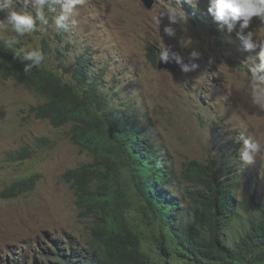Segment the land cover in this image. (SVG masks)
I'll return each instance as SVG.
<instances>
[{"label": "rangeland", "instance_id": "1", "mask_svg": "<svg viewBox=\"0 0 264 264\" xmlns=\"http://www.w3.org/2000/svg\"><path fill=\"white\" fill-rule=\"evenodd\" d=\"M153 1L148 10L142 0H85L75 10L76 26L67 30H57L52 23L59 10H46L49 25H38L34 32L18 37L19 44L27 50H42L44 39L48 61L57 70L61 61L74 62L77 56L85 58L87 54L92 73L105 74V87L118 91L135 115L151 128L155 139L167 148L176 171L194 160L220 163L225 158L242 163L238 154L231 156L226 150L227 144L235 142L238 151L241 144L236 137L240 132L264 145V109L251 103L246 88L244 63L256 53L242 50L235 30L228 33L220 28L207 13L208 0H198L204 8L195 9L181 0L179 7L187 15V23L172 25L176 35L165 36L167 19L159 29L152 19L163 5L161 0ZM172 3L175 6L176 0ZM15 8L35 14L26 0H15ZM196 14L206 15L210 22L205 17L194 25ZM4 15L0 13V19ZM211 28L216 29L218 37ZM248 30L264 34V24L253 18ZM59 33L62 41L57 38ZM13 35L10 29L0 32L3 40ZM160 37L166 46L180 52L185 63L193 49L199 52L200 58L194 61L199 65L197 70L185 74L180 67L175 71L153 67L148 49L160 50ZM189 39L191 45L182 47L180 41ZM220 39L221 45H216ZM43 102L30 88L0 78V192L20 178L40 176L33 192L15 200L0 199V264H46L40 253L50 247V241L63 243L72 238L84 246L88 238L89 222L80 218L73 190L61 176L89 163L90 157L65 138L66 128L54 129L28 113L30 107ZM137 106L142 110L135 111ZM38 139H47L50 144L38 143ZM26 146L33 152L30 160L23 164L6 160L7 153ZM242 171L246 172L245 185L256 188L258 198H264V149L252 165L243 164ZM183 188L180 180L177 192H184ZM237 198L244 202L245 193L240 192ZM129 214L135 222L144 221L140 202H135ZM151 257L162 264L155 253Z\"/></svg>", "mask_w": 264, "mask_h": 264}, {"label": "trees", "instance_id": "2", "mask_svg": "<svg viewBox=\"0 0 264 264\" xmlns=\"http://www.w3.org/2000/svg\"><path fill=\"white\" fill-rule=\"evenodd\" d=\"M205 17L195 16L193 24ZM210 31L218 37L215 28ZM57 38L63 40L60 33ZM46 49L43 39L44 61L24 73L14 49H5L0 38V78L16 81L42 98L44 102L28 113L54 129L66 128L65 138L90 157L89 163L61 176L73 190L80 218L89 222L86 244L77 245L72 238L50 241L40 253L46 264H157L153 253L162 264H264V198L245 185L242 163L194 160L176 171L151 128L118 91L105 87V74L92 73L87 54L74 62L61 61L60 73L50 65ZM158 53L148 49L153 67ZM37 142L50 144L47 139ZM235 145H226L231 156L237 154ZM32 157L26 146L7 153L6 160L23 164ZM39 179L34 174L12 182L0 199L15 200L32 192ZM180 180L184 192L179 193ZM240 192L245 193L244 202L237 198ZM135 202L143 208L140 223L129 214Z\"/></svg>", "mask_w": 264, "mask_h": 264}, {"label": "clouds", "instance_id": "3", "mask_svg": "<svg viewBox=\"0 0 264 264\" xmlns=\"http://www.w3.org/2000/svg\"><path fill=\"white\" fill-rule=\"evenodd\" d=\"M183 2L188 3L189 8L201 6V4L196 3L199 2L198 0H183ZM26 3H30L34 9V15L29 11L17 10L15 0H0V13L5 14L4 18L0 19V32H6L10 29L15 33V35L4 39L3 45L5 49H14V58H19L23 63V72L30 73L42 64L45 56L37 48L27 50L23 47H16L19 44L18 37H24L34 32L38 25L48 26L49 18L46 15V10L51 13H57L59 10L58 15L54 16L52 21L57 30H67L69 26H76L77 21L73 19L75 10L77 6H82L85 0H26ZM161 3L163 6L158 8L152 19L158 29L162 21L167 19L168 24L163 27V33L167 37H174L176 30L172 25L183 26L187 23L188 17L179 7L181 0H176L175 6L172 0H161ZM207 13L218 23L221 29H226L228 33L235 30L243 51L256 53L255 56L248 57L244 63L247 65L246 75L248 76L246 88L251 103L264 109V34L248 30L253 18L264 24V0H208ZM160 39L162 47L158 50L159 62H174L179 65L180 71L185 74L197 70L199 65L194 61L200 58L199 52L193 49L188 55V63H185L183 56L172 51L171 46H166L162 42V37ZM180 44L182 47L188 48L191 45V40H182ZM236 142L241 144L237 154L244 165H252L256 156L261 154L262 149H264V145L253 140L245 132L239 133Z\"/></svg>", "mask_w": 264, "mask_h": 264}, {"label": "water", "instance_id": "4", "mask_svg": "<svg viewBox=\"0 0 264 264\" xmlns=\"http://www.w3.org/2000/svg\"><path fill=\"white\" fill-rule=\"evenodd\" d=\"M144 3V6L147 9H151L153 6V0H142ZM172 51L177 52L180 54V52L177 49H172ZM181 55V54H180ZM158 70H169V71H175L177 68H179V65H176L174 62L172 63H162L159 62L157 66Z\"/></svg>", "mask_w": 264, "mask_h": 264}]
</instances>
